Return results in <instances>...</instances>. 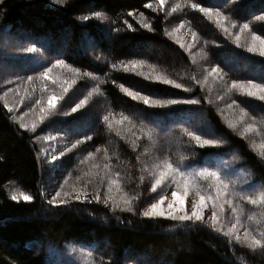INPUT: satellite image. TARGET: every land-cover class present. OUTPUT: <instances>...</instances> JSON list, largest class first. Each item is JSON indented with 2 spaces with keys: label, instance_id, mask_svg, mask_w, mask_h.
Segmentation results:
<instances>
[{
  "label": "trees",
  "instance_id": "1",
  "mask_svg": "<svg viewBox=\"0 0 264 264\" xmlns=\"http://www.w3.org/2000/svg\"><path fill=\"white\" fill-rule=\"evenodd\" d=\"M229 1L190 0L191 3H201L202 6L219 7L226 15L229 12L223 4ZM147 2L148 0H65V3L57 5L53 0H0V26H10L8 34L17 36L25 44L22 49L29 46L37 48L35 54L9 58L13 66L24 71V79L29 75L36 76L58 58L79 68L82 73L88 72L95 77L80 78L71 89L73 96H80L77 98L79 100L92 87L99 85V94L93 93L89 104L82 111L85 115L80 121L72 119V116H78L79 113L56 116L60 120L58 129L76 140L82 139L84 134L93 137L92 140L83 142L79 152L81 154L83 151H95L96 148L103 149L107 147L108 141L113 142V147H108L111 163L121 172V181L124 184L128 182L131 192L136 194L139 192L140 166L135 156L137 152L140 153L142 146L140 151L137 149L134 152L127 143L130 138L122 140L114 131L110 132L101 123L102 116L108 114L113 120L121 118L122 114L128 115L136 124L145 119V107L125 97L121 85L131 90L140 89L152 93L162 99L175 98L178 94L170 97L176 90L159 83L147 84L133 72L131 74L130 70H125L121 62L127 64L131 60H142L145 64L168 71L176 72L179 68L185 73L188 70L196 71L190 66L181 67L180 62L188 65L186 52L167 40L165 29H168L170 20L165 17L166 7L164 6V11L154 13L143 7ZM175 3L181 5L189 20L187 23L208 42V51L215 64L224 68L231 80L264 83V59L233 48L228 41H221L212 22L197 10L184 7L189 0H169L167 4L171 9ZM130 11L137 14L143 11L154 31H141L136 21L127 16ZM93 12H100L108 19H82L84 15L91 16ZM178 12L179 10L172 13L175 17L174 24L181 22L178 21ZM234 13L230 14L231 18L251 23L254 18L264 15V0H246ZM239 16L243 21H240ZM125 19L138 29L137 33L126 29L123 24ZM113 27H119L121 31H110ZM260 27L262 33L259 35H264V25ZM1 34L2 31L0 37ZM109 37H112V42L108 40ZM86 44L94 46L93 51L88 52L84 47ZM238 59L249 64L248 73L241 69L234 71L233 61ZM113 63L117 65L115 69L111 68ZM1 81L0 77V86ZM20 83L23 88L29 87L27 83ZM193 92L197 98L206 96L200 88H193ZM34 95L39 96L38 86ZM27 102L30 103L25 100L24 107H27ZM121 102L125 103L124 106L129 111L118 106ZM3 103L0 100V264H50L53 259L50 249L58 245L68 247L71 242H87L83 252L90 254L78 257L80 264H140L143 260H149L152 264H264V249L252 250L245 245L230 243L205 223L181 224L165 219L146 218L139 213L111 214L107 209L89 203H73L68 207L48 205L43 189L53 169L49 168L39 154L40 146L36 137L42 130H52L49 124L51 117L46 119L47 128L43 127L32 134L19 128L14 114H9L2 107ZM172 107H190L199 112H176L169 116V109H149L158 114L157 119L169 126L165 133L157 129L154 134L157 142L164 148V156L171 153V158L176 160L183 155L187 158L185 163L192 167L205 162L218 166L222 161H228L237 170L249 172L255 185H264V157L251 150L244 139L232 135L214 109L203 99L198 106ZM241 107L256 115L264 114V103L260 101L243 99ZM70 108L65 112H69ZM133 110L138 114H133ZM189 116L194 117L193 123H183ZM87 118H92L93 124L90 121L88 123ZM203 119L218 135L217 139L226 137L227 143L214 149L199 148L194 144L174 148L172 142L175 138L180 141L184 128L206 134L200 131L204 127L200 123ZM145 123L147 124V120ZM172 123L179 125V129ZM171 129L177 130L173 133ZM207 138L211 137L207 135ZM185 139L187 136L183 137V143ZM143 146L148 148L149 144L143 141ZM76 161L70 162L71 164L60 163L58 170L61 175L68 174L64 169H68L70 174L79 175L73 172ZM13 191L27 192L34 199L28 203L13 201ZM97 248L98 251L95 250Z\"/></svg>",
  "mask_w": 264,
  "mask_h": 264
},
{
  "label": "snow or ice",
  "instance_id": "2",
  "mask_svg": "<svg viewBox=\"0 0 264 264\" xmlns=\"http://www.w3.org/2000/svg\"><path fill=\"white\" fill-rule=\"evenodd\" d=\"M167 0H148L143 5L145 9H151L152 12L158 13L164 11V6ZM53 3L60 5L65 3V0H53ZM155 5V6H154ZM240 5H237L239 7ZM184 7H190L193 10H197L208 21L212 22L216 28L226 37L233 40L237 47H243L247 53H253L259 57H264V35H259L252 30L248 22H239L236 19H232L230 15H226L219 7L216 6H202L201 3H186ZM178 10L182 11L180 4L171 6V13H176ZM137 13L130 11L127 13L128 17L135 19ZM140 20L136 21L139 25V29L153 32L152 23L145 16L143 11L138 13ZM169 15L165 12V17ZM92 18L99 20H107L108 17L102 15L100 12H93L91 16L84 15L82 19L88 21ZM257 20L264 21V15L256 17ZM114 23V22H113ZM123 24L127 30L137 31V28L133 27L132 23H129L127 19L123 20ZM187 21H181L170 31L165 29V35L172 38L181 49L188 54L193 65H196L198 61L193 54V49L201 43L198 33L188 25V33L190 34V42L182 41L176 33L184 29ZM10 26H0V31L5 35L6 41L8 37ZM112 32H120L119 27H113L110 29ZM247 33V38L244 43H241L242 36ZM203 45H207V41H203ZM7 42L5 47H7ZM25 54H35L37 52L36 47H25L22 49ZM201 60L207 61L208 54L205 51V47L200 48ZM8 57L0 56V64L7 62ZM228 63V61H225ZM122 67L127 70L129 66L133 69L140 68L144 65L142 60H131L127 64L121 62ZM117 65L111 64V68L115 69ZM54 70H61L54 74ZM63 70H67L64 72ZM201 75L198 78L196 75H192L189 79L190 85L178 82L177 79L171 78L166 74H159L155 77L149 75L146 79L154 80L155 82L171 86V88L182 90L188 94L178 98H154L153 95H145L138 91L130 90L127 87L121 85V90L131 100L136 101L139 104L145 106L144 113L145 119L140 120L139 129L136 128L135 121L128 115H121V119L115 121L116 125H123L125 122L128 128H116L113 121L108 114L102 116L101 123H103L108 130L114 131L117 137L122 140H126L127 136H132V140L127 141L132 150L136 152L141 148L140 141L146 139L151 141L157 129L163 130L164 123L157 119V113L149 111V109H169L168 115L173 116L176 112H199L198 109L193 108H173L172 106H198L201 104L202 99L208 104H213L211 96H204L203 98H197L192 94L193 88L204 89L208 84L210 78L214 84L219 86L222 91L218 92L215 99L216 101H225L226 95L232 92H239L241 95L247 97H253L259 101H264V83H256L253 80L237 81L232 80L229 83L225 77L227 73L219 64L205 66L204 63L200 64ZM143 75V73H141ZM80 78H92L91 73L81 72L79 68L72 67L67 64L64 59H56L50 66L44 67L42 71H39L36 76H27L26 83L28 88H23L19 81L9 80V84H15L14 88H7V90H0L3 92L0 95V100H3L2 107L7 109L9 114L17 112V107L23 105L25 100L30 101L27 111L23 114H18L14 117V120L18 122L19 128L27 132L36 133L40 124H43L45 120L54 115L60 114L58 112V103L65 99V96L69 93ZM39 81L38 89L39 96H35L37 90L36 81ZM115 83V82H113ZM51 86V87H50ZM57 88L59 91H57ZM9 93L13 94L16 99L17 107L9 106L8 96ZM93 93L99 94V85L92 87L86 95L75 102L70 108L69 112L62 113L65 116L79 113L78 116H72L74 121H80L81 117L85 115L82 109L89 104L90 97ZM238 107L236 100H232L231 103H226L227 109H233ZM33 115V119L30 124L24 122V117L29 114ZM249 113L240 108V114L235 119H228L227 126L234 132H238L241 137H246L249 133H256L261 131L255 124L256 117L248 119ZM193 116L186 118L183 123L192 124ZM147 120V124L145 123ZM207 126L200 129L201 132L206 133ZM187 136L190 143H194L200 148L212 147L220 148L226 144L227 141L223 139L207 138V135L198 134L197 131L189 130V128L183 129V135L180 137V143H183V137ZM39 139V136L36 137ZM53 139V137H48ZM93 137L88 134H84L82 139L75 140L70 146H66L63 151H60L58 155H52L51 160L56 161L58 158L63 157L66 152H72L78 145L83 142L92 140ZM261 149V157H264V140L259 145ZM144 153H147V149H142ZM103 153V159L105 163L103 165L93 163L91 165L92 171H86L82 175L75 177L76 183L69 185L68 179H65L60 184L57 191L50 199L47 200L48 205L52 207L68 206L73 202L79 203H96L103 204L106 207L110 206L111 211L135 213L134 203L139 199L138 196L130 195L125 192L122 187L121 172L118 168H115L111 163L112 157L108 153L107 147L101 149L96 148L95 151H89L87 156L80 161L84 164L86 161H92L96 158L98 153ZM187 158L181 155L178 159L173 160L171 153L160 158L159 156L153 157V163L149 165L146 162L141 161L140 153L137 152L135 160L140 165V172L149 173L151 179V192L156 193L157 189H160V194L155 198V202L149 204L141 215L146 218L156 219L163 218L165 220L179 222L181 224L186 223H205L206 219L209 221L207 226L215 233H218L225 237L230 243L234 242L236 245H245L248 249H264V185L253 184L250 177L241 179L237 169L232 163L228 161H222L220 165H212L207 162L199 165L198 167H192L185 163ZM71 174H69L70 176ZM143 181V175L140 176ZM65 185L68 187L66 188ZM89 188L94 189L91 193ZM171 189V200L168 199L167 190ZM115 193V194H114ZM192 197L189 200V197ZM33 196L24 191H13L11 194V200L25 203L32 202ZM167 202V203H166ZM190 204V210L186 208V205ZM248 204L254 207H259L261 211L257 215H247L244 209V205ZM227 210L230 211V218L226 217ZM210 213L209 215H206ZM256 221L258 227L253 229L250 223ZM87 247V242H71L70 246H56L50 249L53 257L50 264H80L78 257L85 256L90 253H84L83 248ZM98 251L99 249H95ZM140 264H152L149 260H143Z\"/></svg>",
  "mask_w": 264,
  "mask_h": 264
},
{
  "label": "rangeland",
  "instance_id": "3",
  "mask_svg": "<svg viewBox=\"0 0 264 264\" xmlns=\"http://www.w3.org/2000/svg\"><path fill=\"white\" fill-rule=\"evenodd\" d=\"M168 2H169V0H168ZM168 2H166L165 7H166V10H167L166 12L169 13L167 18H168V20H170V25H169L167 30L170 31L172 28H174L180 22H176L174 24L175 17L171 13V11L169 12L170 6H169V4H167ZM245 2H246V0H230L228 3L224 2L223 6L226 5L225 8H226L227 12H229V15L230 14L233 15V14H235L234 13L235 10L239 9L240 6H242V4H245ZM237 5H240V6L237 7ZM167 8H169V9H167ZM145 16L147 17V15H145ZM177 17H178V21H188L189 22V20H187V17L185 16V12L184 11L179 10V12L177 13ZM140 19H141V17H139V15L137 14L135 16L134 20L138 21ZM239 19H240V21H243L241 16H239ZM241 23H243V22H241ZM248 23L250 24V26L252 25V27H251L252 30L255 31L257 34L262 33L261 32L262 28L260 26L264 25V21L257 20L256 18H254L253 21H251V23L250 22H248ZM188 25H189V23L186 24L184 29H181L180 32L176 33V36H178L182 41H185V42H190V40H191L190 34L188 33ZM106 30L108 31L109 29L107 28ZM141 31H147V30L141 29ZM216 33L221 38V41H228L229 43H231L233 48H237V49H241L243 51H246L243 47H237L232 39L226 38L220 32V30L218 28H217ZM199 38L201 40V43L198 44L197 47L192 50L193 54L195 55L196 60L198 61V63L196 65H193L191 63V60L188 57L187 53L186 54H187L188 65L185 64V63L180 62L181 65H182L181 67L185 66L186 68H188L190 66L191 68L193 67V69H195L196 71H189L188 70V72L185 73V72L182 71L181 68H179L176 72L175 71H168V70L161 69V68H158L156 66H152L150 64H145V63L140 68L133 69L132 67H130V68L128 67L129 69H127V71L130 70L131 74L133 72L138 78H142V81H146V83L150 84V85H154L157 82H155L154 80L146 79L145 77L149 76V75L155 77L156 75H159V74H166V75L170 76L171 78L177 79L178 82H182V83H185L186 85H190L191 81H190L189 78L192 75H196L198 78L200 77V75H201L200 64L201 63H204L206 67L207 66H211V65H215V61L213 60L211 54L208 51V48H209L208 47V42H207V45L204 46L203 45V41L204 40L200 36H199ZM246 38H247V33H245L244 36H242L241 43H244V40ZM0 40H1V43H0L1 44L0 45V56H5L6 55L8 57L7 62H5L3 64H0V77L2 79V81H1L2 84L0 86V89L1 90H7V88H10V87L14 88L16 85L15 84H9L8 81L9 80H16L19 77H20V81H22L24 84H26V78L24 79L23 78V74H22V73H24V71L22 69L16 68L9 61V58H15V57L17 58V57H20L22 55H25V53L22 51V46L25 45V44L21 43V41L18 39L17 36H12V35H9V34H8L7 41H6L4 33L1 34ZM108 40L110 42H112L113 39H112V37H109ZM167 40H170V41L174 42V40L172 38L168 37V36H167ZM6 42L8 44L7 47H5V43ZM62 42L63 41H61V44L63 45ZM176 45H178V44H176ZM202 46L205 47V51L208 54V60L206 62L201 60L200 48ZM84 47H85V49L88 52L93 51V49H94V46L92 47V46H89L88 44H86ZM248 54H251L253 56L259 57L258 55L253 54V53H248ZM140 55L141 54H139V56ZM259 58L264 59V57H259ZM233 65H234V67H233L234 71H236V72H238L239 69L243 70L245 73L249 72V69H248L249 66L247 67V65H249V64H246V62L240 61L238 59V60H234L233 61ZM60 71L61 70H54V74L57 73V72H60ZM66 71H64V72H66ZM141 73H143V75H141ZM225 79L229 83H231V81H232L230 79V77H228V74L225 77ZM263 79H264V76H263ZM79 80L80 79H78V81ZM38 83H39V81H36V85L37 86L39 85ZM169 87H171V86H169ZM172 89L176 90V92L172 93V95H170V97L174 96V94H178V96H176L177 98L181 97V96L188 95V94L184 93L182 90L174 89V88H172ZM201 90L203 92H205L206 96H209V95L211 96V98L213 99V104H211V105H208L207 103L206 104L210 108L214 109V111L218 114V117H219L220 121L230 131V133L232 135H234V136H239L240 138L244 139V141L248 144L250 149L253 150L255 153H257L259 156H261L260 155L261 149H260L259 145H260L261 141L264 140V114L263 113L262 114L259 113L258 115H256V114H254V113H252V112H250V111L245 109L249 113L248 119H250L253 116L256 117L255 124H256L257 128L261 130V131H258L256 133H249L246 137H241L238 132H234L233 130H231L227 126V120L228 119H235V118H237L239 116L240 108H242L241 104H243V99H251L253 101H259V100L256 99V98H253V97H247V96L241 95L239 92H232V93L226 95L225 101H216L215 97H216L218 92L222 91V89L219 86H217L216 84H214L213 81L211 80V78H210L208 84L205 86V88L201 89ZM57 91H59L58 88H57ZM133 91H138V92H141L142 94H145V95H153L154 98H157V97H155L154 94H152V93L150 94V93H148L146 91H142L140 89H135ZM1 93L3 94L2 91H1ZM192 94L196 96V93L192 92ZM124 95H125V97L129 98V100H131V98L128 97L125 93H124ZM79 97L80 96L77 95V94H76V96H73L72 92H71V89H70L69 93L65 96V99L58 103V112L60 113L58 115H62V112L64 113L67 110V108L72 107L75 102H78L77 98H79ZM233 99L237 101V104L239 106L238 107L234 106L233 109H227L225 107V104L226 103H231V101ZM8 101H9V103H10L9 105L11 107H17L16 99L13 97L12 93H9ZM131 101L136 103V104H139L136 101H133V100H131ZM260 102L264 103V101H260ZM28 105H29V103L27 102V107H28ZM124 105H125V103L121 102L120 105H118V106H121L122 109H124L126 111H129L127 109V107H125ZM140 105H142V104H140ZM142 106H144V105H142ZM27 107H24L23 105H19L17 107V112H14L12 114H14V116H16L18 114H23V112L27 111ZM81 111H83V109ZM132 113L133 114H135V113L138 114V112L134 111V110L132 111ZM76 114H78V113H76ZM58 115H55V116L51 117V120H50L49 124L51 125L50 129H52V130L51 131L48 130V131H45V132H44V130H42L39 134H37V136H39V139L36 138V140H37V142L39 143V146H40L39 154L41 156H43V160L47 163L49 168L53 169L52 173L49 175V178L46 180L45 187L43 189L44 196H45V198L47 197V199H50L51 196L54 195L55 191L58 190L60 184H62L65 179H68L69 185H71L73 183H76L75 177L77 175L71 174L69 176V174L71 172L69 173L68 169H64L65 172L68 173L67 175H65V176L61 175V171L58 170L60 165H61L60 163L65 162L67 164L69 162V164H71L70 162L73 163V161L75 162L77 160L76 163H75L76 168H75V170H73V172L74 173L75 172L79 173V175H80V173L82 175L86 171H92L91 165L93 163H98V164H101V165H103V163H105V161L103 159V153L101 152V153L97 154V156H96V158L94 160L86 161L84 164H81L80 161L83 160L87 156V152L83 151V154L79 153L82 150L83 143L78 145L76 149H73L72 152H66L63 157L58 158L56 161H52L51 160L52 155H58L60 151H63L66 146H70L71 143H74L75 140H76L74 137L67 136L64 133H62L60 129H58L57 125H58V121H60L59 118L56 117ZM32 119H33V115L30 113L28 116L24 117V122L30 124ZM120 119L121 118H118V119L114 118L112 120L113 124L116 125L115 121L120 120ZM87 120H88V123L90 121V123L93 124L92 118H87ZM200 123H201V126H207L206 134L209 135V137H211V138L215 137L217 139L218 135H216L213 132V129L209 126V124H207V122L204 119L201 120ZM139 124L140 123L136 124V128L137 129H139V127H141V125H139ZM174 124L175 123H172L171 125H174ZM175 125H177V124H175ZM116 126H117L118 129L119 128H123V129L126 130L128 128V125H127L126 122L123 125H116ZM43 127L47 128L46 120H45V122L43 124L39 125L37 130H41V129H43ZM177 127L179 129V125H177ZM167 130H169V126H166V124H164V128H163V130H161V132L165 133V131H167ZM176 130L177 129H171V132L174 133ZM75 131L77 132V130H75ZM78 131H80V130H78ZM32 134H34V133H32ZM48 137H53V139H48ZM126 138H130V140H132V136H130V135L127 136ZM153 138L154 139H152L151 141H148L146 139H142L139 142L140 145L142 146L141 151L139 149L140 156H141V161L142 162H146L149 165H151L153 163V157L154 156H159L160 158L164 157V148H162L163 146L162 145L160 146V144L157 142V137H155V135L153 136ZM176 139L177 138H175V140L172 142V145L174 146V148L179 147V146H183V145L184 146L185 145L188 146V145H193L194 144V143H190L188 141V138L185 139V143H182V144L179 141H176ZM220 139H223L225 141L227 140L226 137H222ZM143 141H144V143L147 142L149 144L148 148L143 146ZM107 143H108L107 149H108L109 146L113 147V145H114V143L111 142V141H108ZM158 146H160V149L158 148ZM143 147H144V149H147V153H144L142 151ZM204 148H212V147H204ZM237 171H238V174H239L241 179H244L245 177H250V173L249 172H244L243 170H237ZM141 175H143L144 179H143V181H141V179L139 177V184H138L139 185V192H138V194L131 192V188H130V185L128 184V182H125V184H124V181H121L122 182V187H123L125 192L129 193L130 195L136 194L135 196L139 197V199L134 203V208L136 210L134 214H138L139 213L140 215H141V213L144 210H146V208L149 206L150 203L155 202V198L160 194V191H161L160 189H157L156 193H152L151 192V187H150L151 179H150L149 173L145 172V173L142 174L141 172H139V176H141ZM245 175H247V176H245ZM253 184H254V182H253ZM65 187L67 188L68 186L65 185ZM92 191H94V189L89 188V192L91 193ZM166 194L168 196V199L171 200V189L167 190ZM191 199H192V197L190 196L189 200H191ZM73 203L87 204L88 202H84V203L73 202ZM73 203L69 204L68 206H71ZM89 204H94V205L99 206L100 208L107 209L109 211V213H111V214H116L117 212H120V211H116L115 213H113L111 211V207L110 206L106 207L102 203L101 204H96V203L92 202V203H89ZM68 206H66V207H68ZM61 207H65V206H61ZM186 208L190 210V204H187ZM244 209H245V212H246L247 215H252L253 213H256L258 215L259 212L261 211V209L259 207H254V206H251V205H248V204L244 205ZM122 213H127V212H122ZM209 214L210 213H207L206 215H209ZM224 215L226 217L225 223H227V219L230 218V211L227 210V206H226V212H225ZM158 219H163V218H158ZM261 219H264V218H261ZM177 223H179V222H177ZM208 223H209V221H207V219H206L205 224H208ZM245 223H250V226L253 229H256L258 227V224H257L256 221L248 222L247 220H245ZM37 247L41 248L40 246H37Z\"/></svg>",
  "mask_w": 264,
  "mask_h": 264
}]
</instances>
